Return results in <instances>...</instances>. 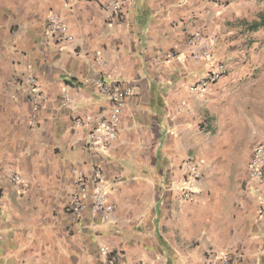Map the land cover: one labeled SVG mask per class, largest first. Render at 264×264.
<instances>
[{
  "label": "crops",
  "instance_id": "crops-1",
  "mask_svg": "<svg viewBox=\"0 0 264 264\" xmlns=\"http://www.w3.org/2000/svg\"><path fill=\"white\" fill-rule=\"evenodd\" d=\"M111 1L0 0V264H208L213 252L264 264V184L249 174L264 138L256 104L234 103L239 85L256 93L258 80L243 79L256 71H236L230 49L264 0H118L125 13L110 22ZM50 14L71 41L50 40ZM196 33L217 34L215 60L228 67L203 93L192 89L210 69L190 56ZM28 75L46 96L40 111L15 86ZM107 76L132 95L117 139L90 151V131L113 111L97 90ZM192 159L201 178L188 202ZM94 167L114 207L107 222L90 205L82 217L68 209L78 175Z\"/></svg>",
  "mask_w": 264,
  "mask_h": 264
},
{
  "label": "built area",
  "instance_id": "built-area-1",
  "mask_svg": "<svg viewBox=\"0 0 264 264\" xmlns=\"http://www.w3.org/2000/svg\"><path fill=\"white\" fill-rule=\"evenodd\" d=\"M106 12L108 21H114L121 15H124V2L112 0ZM47 36L56 44L72 40L67 25L60 17L54 14L48 16ZM217 42V34L204 35L196 33L189 38L191 58L197 62L210 65L208 73L198 77L193 83L192 89L195 93L205 92L228 73L226 63L215 60ZM15 86L27 96L34 111H40L44 108L46 96L36 76H24L15 83ZM97 90L112 103L113 111L108 119L98 122L90 131L87 137V148L90 151L104 149L117 139L119 110L132 95L130 88L115 81L111 76L102 78L97 83ZM70 102L71 94L67 91L63 94L62 106L67 107L70 105ZM90 122H92L91 118L77 119L75 125L83 127ZM187 170L186 184L181 192L184 200L194 202L196 197L195 186L201 178L199 166L194 159L188 161ZM249 174L255 182L264 184V141L259 142L254 149L249 163ZM9 180L14 184H21L23 182L21 176L17 173L11 174ZM104 184L105 176L100 167H94L91 175L79 174L76 179V191L72 194L68 204L69 211L77 217H82L90 205L92 216H100L103 222H107L114 211V207L109 202L108 192ZM263 213V209H260L259 214L262 215ZM232 262L233 256L231 254L219 252L211 253L208 260V264H232ZM108 263L120 264L116 257L110 256H108Z\"/></svg>",
  "mask_w": 264,
  "mask_h": 264
},
{
  "label": "rangeland",
  "instance_id": "rangeland-1",
  "mask_svg": "<svg viewBox=\"0 0 264 264\" xmlns=\"http://www.w3.org/2000/svg\"><path fill=\"white\" fill-rule=\"evenodd\" d=\"M236 38L239 39L238 43L230 45V49H233L231 53L234 69L236 71L255 70V76L250 77L248 74L243 79L249 82L250 79L256 78L258 85L256 93L250 83L239 85L235 89L234 103L256 104V108L251 105V110L257 112L258 138L262 139L264 138V13L257 14V20L242 26ZM239 175L242 176V173ZM234 179V176L230 178L231 181Z\"/></svg>",
  "mask_w": 264,
  "mask_h": 264
}]
</instances>
